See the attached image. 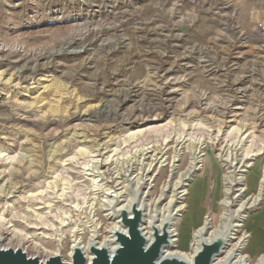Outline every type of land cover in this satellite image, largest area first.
<instances>
[{
	"label": "rangeland",
	"instance_id": "rangeland-1",
	"mask_svg": "<svg viewBox=\"0 0 264 264\" xmlns=\"http://www.w3.org/2000/svg\"><path fill=\"white\" fill-rule=\"evenodd\" d=\"M0 71L7 80L0 84V153L19 158L0 174L4 247L31 236L43 246L40 260L57 252L69 260L73 235L86 240L97 226L103 240L117 220L128 230L107 205L113 195L128 217L142 207L134 197L166 215L184 201L169 231L186 235L198 227L189 225L192 212L201 222L211 218L214 231L242 219L244 200L260 197L264 206V0H0ZM161 122L171 123L120 142L98 162L86 154L59 166V187L43 203L19 197L42 189L38 178L62 148H75L74 135L82 139L78 148L102 149ZM241 177L258 178L257 189L239 195ZM166 182L172 189L163 194ZM182 182L185 199L174 191ZM260 207L220 258L251 239ZM36 211H51V230L36 225ZM188 240L169 250L190 256L193 236ZM245 253L247 264L257 263L259 255Z\"/></svg>",
	"mask_w": 264,
	"mask_h": 264
},
{
	"label": "bare ground",
	"instance_id": "bare-ground-1",
	"mask_svg": "<svg viewBox=\"0 0 264 264\" xmlns=\"http://www.w3.org/2000/svg\"><path fill=\"white\" fill-rule=\"evenodd\" d=\"M4 82H7V80L5 81L4 72L0 71V84H2ZM17 84H20V83H16V85ZM41 87H42L41 85L38 86L35 89V91H37V89H40ZM32 88H35V86H33ZM24 90H26L28 92L31 91V90H28L27 87ZM24 95H26V94H24ZM26 107H30V105H27ZM107 113H108V115H110L109 112H107ZM170 123L171 122L155 123L153 125H150V126H147V127H144V128H139V129H135V130H132V131L130 130L129 133L128 132H127V134L124 133L122 135V137H120L121 138L120 141H119V139L117 140L118 143L113 138L108 140L106 142L105 146L103 145L104 147L102 149H99V147L97 149V147H96V149H91V150L89 149L88 150V148L83 147V146L78 148L77 146L79 144H81L82 139L78 138L77 135H74L73 140H74V143L76 145L75 148H73L70 152L68 151V149L62 148V152L59 155V157H57V158L54 157L53 158V159H55V162L51 166V169H50L49 173L45 174V176H43L42 178L41 177L38 178V183L36 184L37 188H42V189L34 191V192L30 193L28 196H26L25 195L26 193H24V191H23V192L20 193L19 197L22 198L23 200H27L28 199L29 201L33 202V204H41V203H43V200H45L47 195H49L51 193L50 190H52V188H55L56 186H58L57 184H58V180L59 179H58V176L57 175L54 176V174H56L59 166H65L67 162H71L73 159L75 160L76 158H78L79 155H86V154L91 157L92 161L98 162L99 159H97L96 156H98V155H102L103 156L105 153L107 154V153H109L111 151L112 152L116 151L118 147L115 146V145H117V144L120 145L119 144L120 142L121 143L122 142L123 143H127V142H129V141L141 136L142 134L148 132V131L149 132L150 131L160 132L162 130H165V128H167L170 125ZM201 123L202 122L199 121L198 125H201ZM237 130L240 131V127H235L234 126L232 128V131H237ZM128 131H129V129H128ZM251 134H252V136H258V135H254V133H251ZM100 146H102V145H100ZM114 146H115V148H114ZM76 148H78V149H76ZM254 155H257V154H253L252 156H254ZM110 156L111 155H108L107 158H109ZM99 157H101V156H99ZM16 158H18V157L11 155V153H7V152L6 153L5 152H1L0 153V174L1 175H3V174H5V176L7 175V171H8L7 168H9L12 164H14V161L19 159V158L18 159H16ZM211 158H212V156H210V159ZM192 163H194V162H192ZM193 165L195 166V164H193ZM189 168L191 169V166ZM257 171H259V170H257ZM188 175H190V174H188ZM194 175L195 174H192V176H194ZM51 178H52V180H49ZM190 179H191V176L188 177L187 179H185V181L190 180ZM240 179H241L242 185L244 187L239 188V192H240L239 195H246L247 191H250V190H253V189H257V186L259 185V179L258 178L253 179V180H248L245 177L244 178L241 177ZM245 182L247 183V187H245ZM168 183L169 182H166L165 187L163 188L164 189L163 190V194L166 192V190L172 189L171 185L168 188V185H169ZM187 184H188L187 182H182V186H180V187L178 186L179 188H184L183 190L179 191L178 189H174V191L175 190L177 191V195H181L180 198H182V199H185L186 194H188V190L185 187V186H187ZM9 186H10V184H9ZM55 190H57V189L55 188ZM15 192L18 193V191H14V193ZM197 192L200 193L198 195V197H201L203 191L201 192L200 188H198ZM107 193L110 196H112V193L110 191H108ZM54 194L55 193H53V195ZM225 194L229 195V191H226ZM9 195H10V193H9ZM63 196H65V194ZM114 198H116L115 202L113 201ZM259 198L260 197H256L253 201H252V198L247 199V201L244 200V202L241 205V207L245 208L246 214L243 215L242 219L239 220L236 224H234L232 222V220L229 221L228 223H221L219 228L214 230V231L211 230V227L213 225V220L211 218L205 217V219L203 218V220L201 222V220L198 217V215L192 212L191 214H189V216L187 218L188 221H189V217L191 218L190 221H189V225H193V226L196 225L198 227L195 230L191 227L190 229H193L194 232H193V230H191V233L189 231L187 235L184 234L183 230H182V233H180V232L177 231L176 228H174V226L176 224V216H175L174 221L172 223V226L174 225L173 226L174 229L169 231V225L171 224V221L173 220V217H174L173 216V212H174V210H177V209H173V212L170 211L168 215H166L165 213L161 214L160 212L158 213V210L156 208H154L155 202L151 203L149 199L146 202L145 199H141L140 200V198H136V197H134V200L132 201V204L133 205L135 204L136 206H138V205L142 206L141 208L137 207V209L142 211V213H143V211L146 212L145 213L144 226L142 227V222L140 224L141 233L146 239V245H145L146 248L150 247V245H152V243L154 242V235L151 234V229H153V230L155 229L159 233L165 232L168 235L169 240L166 243H164L163 246H162L161 254H160V257H159V261H162V260L167 259V258H178V259L186 261L188 264H193L196 254L202 249L204 243H211L213 241H222V246H221L220 251H218L214 255L213 264H247V257H246L247 253H245L247 251L250 253L251 256L259 255V258H258L256 264H264V220L261 219V216L264 214V206L262 205L263 204V200L259 199ZM112 199L111 200L109 199L110 201L107 203V205H110L109 207H112L113 215L119 217V219H120L122 214H123V212H124V208L123 207H119L118 208V206L120 204L119 203L120 199H119L118 195H113ZM10 200L11 199L8 198L7 201H6L7 202V207H8V203H9ZM130 203H131V199H128L127 203L123 204V205H126V207L128 208L130 206ZM221 204L227 206L228 202L225 200ZM184 206H185V203L183 201V204L178 206L177 212L181 211L182 208H184ZM259 206H261L260 208H262V209L259 212H257L254 216H252L253 218L257 217V221H256V223H254L251 220L252 223L250 224V227L253 229V234L251 235V239H249V240H247L246 238L242 239L240 241V243H238L237 245H235L233 247L232 251L227 253V256H225L223 258H220V256L224 253L225 248H228V246L230 245L231 241L233 240L232 238L236 234V230L239 227L244 225V220L248 217V213H250L255 208H259ZM38 208H41V207H38ZM38 208H36V209H38ZM47 213L49 215L51 213V211L46 212V213H39V212L36 211V213L34 214L35 222H36V225L42 224V225H44V227H42V228H48V230H51V228L49 229L51 224L49 223L50 219H48ZM177 214L178 213H176L175 215H177ZM3 215H4V211L2 212V215L0 216V231H2L3 229L4 230L6 229V231H7L8 230L7 229L8 226H7V223L4 222L5 220H4ZM171 215H172V217H171ZM156 217H158V219H156ZM162 218H164V219H162ZM151 219H152V223L150 225V220ZM142 221H143V219H142ZM157 222H159L158 225H157ZM118 223H119V221L117 220V224L114 225L111 228V230H110V235L106 236L103 240H100V237L102 236V234L99 232V229H97V226L93 230V233L90 234V236L86 240L81 235H73L72 244H71V251L69 253V260H67L66 258L65 259L62 258V259L64 261L71 262L74 252L77 249H80L83 252V254L85 255V257L87 258V261H91L92 258H93V254L91 252V248H93V247L106 248L108 250V252L110 253V255L115 254L117 249L120 247V242L118 240L119 232H123V233L128 234V230L122 224L121 221H120L121 225L117 228ZM170 232L171 233L173 232L172 236H174L171 239V241H170ZM14 235H15V233H14ZM51 235L52 234H49V236H51ZM190 236H193V239H194V243H193V246H192L193 253L190 256L184 254L183 252L170 251L169 250L173 246H176V245L183 246V247H185V246L188 247L189 246V241H190V240H188V238L190 239ZM21 237L22 236H20V239H21ZM23 239L24 240H22L21 242L17 241L15 243H11L13 246L11 245V246H8V247H4L2 245L3 237L0 236V243H1L3 248H12L14 250L21 249L28 256L37 257L38 254H40V252L43 249L42 244L37 242L31 236H27L26 239L24 237ZM27 244H28V246L33 247L34 250H36V254L31 255L28 252V249H27L28 247L26 246ZM234 248H236V249H234ZM57 253H54L53 255L48 256V258L51 257V256H57V255L61 256V254H59V253L57 254ZM236 259H238V260H236Z\"/></svg>",
	"mask_w": 264,
	"mask_h": 264
},
{
	"label": "water",
	"instance_id": "water-1",
	"mask_svg": "<svg viewBox=\"0 0 264 264\" xmlns=\"http://www.w3.org/2000/svg\"><path fill=\"white\" fill-rule=\"evenodd\" d=\"M134 217H128L124 210L123 222L128 227V234L119 232L120 247L116 253L110 255L106 248H91L93 258H87L80 249H77L71 262L64 261L61 256H51L45 261L38 257H30L21 249L3 248L0 243V264H188L178 258H167L159 261L161 249L168 241L164 232H156V239L146 248V239L140 230L141 211L134 208ZM222 241L204 243L202 249L196 254L193 264H213L214 255L220 251Z\"/></svg>",
	"mask_w": 264,
	"mask_h": 264
}]
</instances>
